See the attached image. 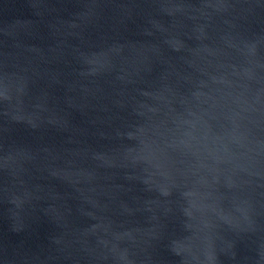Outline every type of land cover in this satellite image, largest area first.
<instances>
[{
	"label": "water",
	"instance_id": "1",
	"mask_svg": "<svg viewBox=\"0 0 264 264\" xmlns=\"http://www.w3.org/2000/svg\"><path fill=\"white\" fill-rule=\"evenodd\" d=\"M0 264H264V0H0Z\"/></svg>",
	"mask_w": 264,
	"mask_h": 264
}]
</instances>
